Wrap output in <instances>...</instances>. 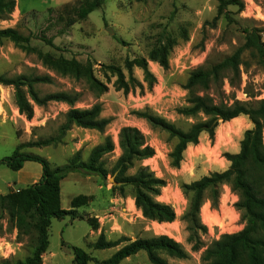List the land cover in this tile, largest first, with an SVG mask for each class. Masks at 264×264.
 I'll use <instances>...</instances> for the list:
<instances>
[{"label":"rangeland","instance_id":"374dc122","mask_svg":"<svg viewBox=\"0 0 264 264\" xmlns=\"http://www.w3.org/2000/svg\"><path fill=\"white\" fill-rule=\"evenodd\" d=\"M78 2L16 0L14 11L7 18L0 17V29L17 28L30 36V41L19 45L10 39L0 40V75L7 78L49 75L52 83L35 85L41 95L58 91L79 93L75 107L89 108L100 103L102 116L110 117L112 121L104 132L73 126L62 133L60 128L69 104L60 101H51L44 106L34 104V116L28 119L18 109L14 86L0 83V160L19 147L21 152L48 159L54 168L66 165L78 151L81 162H87L93 147L111 135L116 148L105 158L108 167L112 168L121 154L120 129L136 126L155 149V155L144 164L166 181L157 199L174 207L176 219L159 223L145 217L136 206L134 187L127 186L122 195L114 187L116 184L111 181V175L103 180L82 170L70 172L61 183L62 207L72 208L71 201L77 196H84L80 200L83 204L77 208L75 218L52 219L50 245L43 254L42 264H76L67 244L83 247L94 258L90 264H99L126 243L108 249H93L91 244L101 233L108 240L122 236L135 240L167 234L189 253L187 259L165 255L171 264H203L206 247L224 233L243 229L247 220L243 211L235 207L239 195L229 184L221 186L218 208L212 206L206 193L199 218L207 231L199 232L203 245L198 250L193 249L186 219L190 197L184 193L182 185L213 171L224 170L223 154L240 151L244 132L253 127V123L248 115L227 122L219 120L214 140L203 132L199 143L189 145L184 152L180 167H175L170 153L176 140L166 131L152 127L137 111L149 110L184 130L193 122L206 119L202 114L188 117L177 112L178 107L187 104V91L183 86L194 69L219 62L244 45L247 30L255 29L264 42V0H244L243 7L228 5L222 11H219V0H104L102 6L86 18L76 19L73 6ZM167 37L174 43L169 68L164 69L150 59V54L165 43ZM141 57L148 60L149 69L157 79L153 88L148 89L143 69L135 64L134 74L146 86L145 91L137 88L125 93L117 89L114 86L116 76L107 66H119L128 75L125 61ZM61 58L76 59L81 63L91 61L94 74L108 84V89L104 92L93 90L84 80L63 73L54 65ZM210 93L217 102L232 103L238 99L256 105L264 98V62L251 50H244L239 76L233 77L232 81L224 78L223 95ZM236 126L238 128L234 129ZM51 138L54 140L47 145L32 144ZM25 164L22 171L26 177L33 168L42 172L41 164L36 161ZM28 184L31 181L21 178L19 170L0 165V193L15 192ZM93 217L98 218L97 229L89 222ZM2 225L0 264L24 263L35 250V238L20 236L7 215L2 219ZM120 264L151 263L142 251Z\"/></svg>","mask_w":264,"mask_h":264},{"label":"trees","instance_id":"16d2710c","mask_svg":"<svg viewBox=\"0 0 264 264\" xmlns=\"http://www.w3.org/2000/svg\"><path fill=\"white\" fill-rule=\"evenodd\" d=\"M104 0H79L73 6L76 19H84L95 9L102 6ZM16 0H0V17L7 18L16 7ZM228 5L244 6V0H219V11ZM10 39L16 44L24 45L30 41V36H25L17 28L7 27L0 29V40ZM150 54V59L158 62L164 69L169 68V55L174 41L167 37ZM52 43V40H48ZM249 49L264 62V42L261 35L255 30H247L246 42L233 54L216 63H209L194 69L184 89L187 91L186 105L177 108L183 116L196 117L202 114L206 119L195 121L187 130L178 127L175 123L155 114L149 110L137 111L155 128L166 131L171 138L176 140L170 157L175 167H180L184 159V152L189 145L199 143L200 136L207 132L214 140L218 119L223 122L230 121L241 115H248L253 127L244 132L240 142L239 152H225L223 156L230 161L226 170L213 171L200 179L182 185L186 195L190 197V205L186 214L189 240L194 242L193 249L198 250L203 245L199 232H206L207 227L200 222L199 213L205 194L212 202L214 208L219 207L221 186L229 184L231 190L239 195L235 207L243 211L247 223L239 231L224 233L219 239L214 240L203 252V264H264V98L256 105L235 99L232 103L223 100L217 102L214 95H223L224 78L231 81L239 76L243 51ZM135 64L145 73V82L148 89H152L157 79L150 71L148 60L145 57L135 61L127 59L125 65L128 75L124 70L115 65L107 68L116 76L114 86L125 93L134 92L140 88L145 91L146 86L134 74ZM56 68L63 73L70 74L78 80H84L88 86L96 91L104 92L108 84L99 79L93 71L91 61L81 63L76 59L61 58L54 62ZM49 75L27 77L17 76L7 78L0 75V83L13 85L15 100L21 114L28 119L34 116V104L44 106L51 101H60L69 104L70 108L65 113V121L60 130L65 133L73 126L94 129L104 132L111 123L112 118L102 116V105L96 103L89 108L75 107L79 100V93L67 91L50 92L41 95L35 85L39 83H52ZM54 139H47L32 143L33 145H47ZM118 144L121 154L114 166L109 168L106 155L112 153L116 144L111 135L95 145L87 162H81L78 151L64 166L52 167L48 159L25 152L17 147L14 152L0 160V165L18 171L27 161H36L42 166V174L37 182L26 185L18 191L7 194L0 193V234L3 229L2 219L5 215L18 229L20 236L31 235L35 238V250L22 264H42L43 254L50 245L49 229L53 218L63 219L66 216L75 218L77 208L82 206L80 200L84 196H77L71 201L72 208L65 209L61 204V183L70 172L82 170L87 175H97L106 180L111 175L114 177L116 189L122 195L127 186L134 187V198L143 215L159 223L173 222L176 219L174 207L166 202L159 201L166 181L157 177L150 166L144 161L155 155L146 135L136 126H123L118 134ZM131 170L134 172L131 173ZM93 228L99 227L98 218H90ZM126 242L109 258L98 262L99 264H120L125 259L145 252L151 264H171L165 255L172 258L187 259L189 253L183 245L167 234L140 237L131 240L125 236L117 240H108L104 233L91 244L93 249H108ZM66 243V242H63ZM74 255L76 264H90L94 258L83 247L67 244Z\"/></svg>","mask_w":264,"mask_h":264},{"label":"crops","instance_id":"0c3cea01","mask_svg":"<svg viewBox=\"0 0 264 264\" xmlns=\"http://www.w3.org/2000/svg\"><path fill=\"white\" fill-rule=\"evenodd\" d=\"M246 124H247V120L245 119V125ZM237 128L238 127L236 126L234 129H237ZM225 165H226V168L224 170H226L229 167V165H230V161H228L226 158H225ZM25 166H26V164H24V166L22 168L23 170H24ZM22 169L19 170L20 171V177L23 178V179H25V180H27V181H31V183L36 182L41 177L42 172H40L39 169H37V168H33L30 171H28V173H26V174H28L27 177L25 176V173L22 171Z\"/></svg>","mask_w":264,"mask_h":264},{"label":"water","instance_id":"95a60500","mask_svg":"<svg viewBox=\"0 0 264 264\" xmlns=\"http://www.w3.org/2000/svg\"><path fill=\"white\" fill-rule=\"evenodd\" d=\"M219 120H221V119H218L217 121H219ZM111 181L116 184V182L114 181V177H111Z\"/></svg>","mask_w":264,"mask_h":264}]
</instances>
